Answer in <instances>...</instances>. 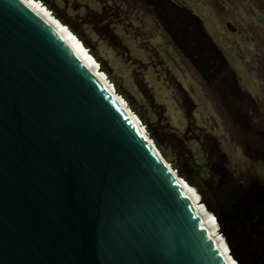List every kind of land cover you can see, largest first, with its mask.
<instances>
[{"label":"water","instance_id":"95a60500","mask_svg":"<svg viewBox=\"0 0 264 264\" xmlns=\"http://www.w3.org/2000/svg\"><path fill=\"white\" fill-rule=\"evenodd\" d=\"M28 2L0 0V264H228L177 171ZM190 175L237 264H264L241 232L256 189Z\"/></svg>","mask_w":264,"mask_h":264},{"label":"rangeland","instance_id":"374dc122","mask_svg":"<svg viewBox=\"0 0 264 264\" xmlns=\"http://www.w3.org/2000/svg\"><path fill=\"white\" fill-rule=\"evenodd\" d=\"M64 1L56 0L58 6L63 8L66 5V16L70 20H74L76 15L85 17L95 12L100 15L104 6L108 10L104 15L110 16L106 31L104 25H95L88 16L91 20L84 19L78 23V30L101 60L100 66L90 53L99 69L102 67L104 70L101 72L115 91L123 93L118 95L129 110L128 102L140 112L147 127L137 117L140 126L144 127L147 135L150 133L149 137L177 171L181 183L189 189L191 169L197 165L206 167L210 135H216L220 140L228 133L221 123L224 106L209 100V83L203 79L200 69L190 62L183 49L184 43L177 42L169 31V25L174 22L168 12L178 14L176 7L169 2L184 12L183 8L193 10L203 22L204 32H209L228 57L231 64L226 69L234 70L243 78L248 77L250 69V72L261 73L252 69V54L247 49L253 42L264 45V14L252 9V0H152L150 4L142 0L137 6L133 3L135 0H66L65 4ZM116 6L119 8L117 17L112 16ZM43 7L46 8L45 5ZM227 21H232L231 25L236 26L240 33L230 32L226 27ZM180 38L188 39V35ZM213 41L210 40L211 43ZM193 102L196 106H192ZM233 145L230 148L235 160ZM204 205L200 200L195 203L197 209H203ZM205 212L208 214L210 211ZM211 216L217 222L218 217L212 213ZM216 229L215 237L225 244L227 240L221 228H217V223Z\"/></svg>","mask_w":264,"mask_h":264},{"label":"flooded vegetation","instance_id":"af4514ba","mask_svg":"<svg viewBox=\"0 0 264 264\" xmlns=\"http://www.w3.org/2000/svg\"><path fill=\"white\" fill-rule=\"evenodd\" d=\"M150 2L146 1L148 4ZM169 3L176 7L177 15H180L168 12L170 17L176 16L175 18L186 26L183 29L169 26L168 28L172 29H169L170 33L177 42L184 43L185 48L179 46L184 49L194 67L200 69L203 79L209 83L212 98L209 100L221 103L225 110L222 111L221 123L226 127L228 136L224 135L225 137L222 136L218 140L216 135H210L207 140L209 146L206 149L207 168L197 165L194 170L199 172L208 190L219 186L229 176L234 178L235 183L244 193L256 189L262 203L251 221L254 230L251 232L248 225H243L241 232L247 234L249 252L259 251L264 247V45L253 42L247 49V52L252 54L250 63L254 67L251 68L261 73L250 72L252 71L250 69L247 78L236 75L234 70L226 69L227 65L231 64L227 60L228 57L212 40L209 32H204L203 22L196 17L193 10L183 8L184 12L176 4L171 1ZM252 3V9L264 14V0H252ZM231 23L232 21L226 22L229 31L240 33ZM183 30L185 31L182 32ZM183 35H188V39L180 38ZM191 37L193 40L190 43ZM230 145L234 147L235 160L232 158ZM222 163L224 169L219 174L213 173L212 168Z\"/></svg>","mask_w":264,"mask_h":264},{"label":"bare ground","instance_id":"6f19581e","mask_svg":"<svg viewBox=\"0 0 264 264\" xmlns=\"http://www.w3.org/2000/svg\"><path fill=\"white\" fill-rule=\"evenodd\" d=\"M28 1H29L28 4L34 9V11L44 21H46L52 27V29L65 42V44L73 52L75 57L82 63V65H84L106 87V89L133 116L135 121L140 126V122L138 120L139 118L137 119V117H134V115L129 110L126 102L121 97H119V95L117 94V91H115V88L113 87V85H111V83L108 81L105 74L101 72V70L99 69V66L97 65L96 60L90 55V53L87 51V49L81 43V41L67 27H65L59 20H57L55 17H53V15L46 8H44L43 5H41L40 3L33 1V0L32 1L28 0ZM142 131L145 133V130L143 128H142ZM176 176H177V174H176ZM183 187H184L186 193L188 194V196L190 197V199L192 200L194 207L196 209V212L199 215V217H200L203 225L205 226L208 234L210 235V237L214 241L218 250L221 252L223 257L225 258L226 262L228 264H237L234 262V261L237 262V260L234 259L233 256H231V254H230V245H229L227 237L224 235L225 239L227 240L225 242V244H226L228 250H227L224 242H222L219 238L215 237L216 232H217L216 223H217L218 229H220V224H219L218 220H217V222H215L216 219L211 216L212 212L209 210L208 206L205 204L203 206L204 207L203 209L202 208L201 209L196 208L195 203H197V202L199 203V200L202 204H204L201 200V196L197 193V190L194 187H192L191 185H189V183H188L189 189H187L184 185H183ZM205 211H207L209 213L207 214Z\"/></svg>","mask_w":264,"mask_h":264},{"label":"trees","instance_id":"16d2710c","mask_svg":"<svg viewBox=\"0 0 264 264\" xmlns=\"http://www.w3.org/2000/svg\"><path fill=\"white\" fill-rule=\"evenodd\" d=\"M35 1H39L41 2L43 5L46 6L47 9H49L51 11V14L53 15V17H55L57 20H59L64 26H66L81 42L82 44L84 45V47L88 50L89 53H91L95 59L99 62V64L101 63V60L97 57V55L92 51V47L91 45L88 43V41L83 37V35L79 32L78 30V27H77V24H81V22L85 19V20H91V19H88V17L92 18V20L95 22V25L96 24H102L104 25L103 29H105V31L107 30V27H108V20L110 19V16H104L105 15V12L108 10L105 8V6L103 7L102 11H101V14L98 15L96 12L95 13H91V14H87L85 17L83 16H78L76 15L74 17V20H70L67 16H66V12H65V9L66 8V5H63V8L58 6V3L56 2V0H35ZM64 1V0H63ZM126 2H129V0H125ZM146 1H152V0H146ZM142 2V0H135L133 3L135 4V6H137V4H140ZM67 3V1L65 0L64 1V4ZM167 10V9H166ZM104 11V12H103ZM119 11V8L116 6V11L114 14H112V16H119L117 12ZM88 16V17H87ZM108 17V18H107ZM174 22V24L172 25H169L170 27L171 26H175L177 28H185V24L183 25L182 23H180L178 20V18H175V17H172L171 18ZM172 23V22H171ZM170 24V23H169ZM185 30H183L182 32H184ZM191 36V35H190ZM189 37V36H188ZM193 40V37H191V40H190V43L191 41ZM101 66V64H100ZM102 72H104V70L102 69V67L100 68ZM109 78V77H108ZM121 91H117V94L119 95H122L123 93H121ZM128 105L131 109V111L141 120V122L143 124H145V126L147 127V123L146 121L144 120V118L142 117V115L140 114V112L132 106V103H129L128 102ZM150 135V133H149ZM148 135V136H149ZM152 138V137H151ZM202 173L205 174V171L202 170ZM180 175V174H179Z\"/></svg>","mask_w":264,"mask_h":264},{"label":"built area","instance_id":"2783aa9c","mask_svg":"<svg viewBox=\"0 0 264 264\" xmlns=\"http://www.w3.org/2000/svg\"><path fill=\"white\" fill-rule=\"evenodd\" d=\"M41 4V3H40ZM45 8V7H44Z\"/></svg>","mask_w":264,"mask_h":264}]
</instances>
